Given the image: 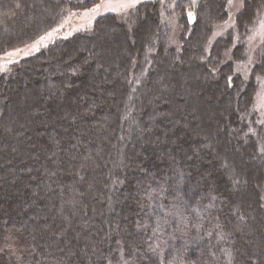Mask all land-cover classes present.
I'll list each match as a JSON object with an SVG mask.
<instances>
[{"label": "trees", "instance_id": "16d2710c", "mask_svg": "<svg viewBox=\"0 0 264 264\" xmlns=\"http://www.w3.org/2000/svg\"><path fill=\"white\" fill-rule=\"evenodd\" d=\"M95 1L0 0V54ZM262 3L212 40L228 0L143 1L0 68V264H264Z\"/></svg>", "mask_w": 264, "mask_h": 264}, {"label": "rangeland", "instance_id": "374dc122", "mask_svg": "<svg viewBox=\"0 0 264 264\" xmlns=\"http://www.w3.org/2000/svg\"><path fill=\"white\" fill-rule=\"evenodd\" d=\"M143 1L148 0H97L81 8H69L61 21L44 34L23 46L11 48L0 54V68L3 70L7 69L13 62L38 51L41 47L52 42L59 36H68L72 34V32L91 27L96 18L103 14H120L132 7L130 5L133 2L136 5ZM244 1L245 0H228V17L215 27L212 40L224 35L234 26L236 15L242 9ZM262 1V7L247 37V60L238 63L239 69L244 72L246 77L251 75L252 66L255 64L258 55L264 51V0ZM171 28L172 38L174 42H177L176 39L179 31L177 18L171 19ZM259 80L260 86L256 95V106L261 114L264 115V75H262Z\"/></svg>", "mask_w": 264, "mask_h": 264}, {"label": "snow or ice", "instance_id": "6c2138e0", "mask_svg": "<svg viewBox=\"0 0 264 264\" xmlns=\"http://www.w3.org/2000/svg\"><path fill=\"white\" fill-rule=\"evenodd\" d=\"M130 6H135V4H134V2L130 5ZM192 14L191 13H189V16H191ZM230 79V78H229Z\"/></svg>", "mask_w": 264, "mask_h": 264}]
</instances>
